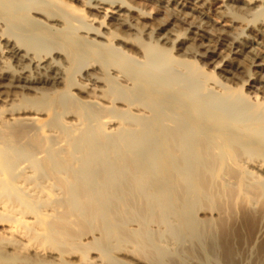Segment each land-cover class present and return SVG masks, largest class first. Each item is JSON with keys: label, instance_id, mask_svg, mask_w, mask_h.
<instances>
[{"label": "bare ground", "instance_id": "bare-ground-1", "mask_svg": "<svg viewBox=\"0 0 264 264\" xmlns=\"http://www.w3.org/2000/svg\"><path fill=\"white\" fill-rule=\"evenodd\" d=\"M227 1L0 0V264H264V0Z\"/></svg>", "mask_w": 264, "mask_h": 264}, {"label": "rangeland", "instance_id": "rangeland-1", "mask_svg": "<svg viewBox=\"0 0 264 264\" xmlns=\"http://www.w3.org/2000/svg\"><path fill=\"white\" fill-rule=\"evenodd\" d=\"M227 3H229V5L233 6L232 8L234 10H237L238 12H241L242 9L246 8V7H254L255 4L254 3H248L246 0H228ZM214 8H218V6H215ZM220 8V7H219ZM241 9V11H240Z\"/></svg>", "mask_w": 264, "mask_h": 264}]
</instances>
